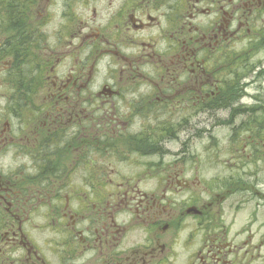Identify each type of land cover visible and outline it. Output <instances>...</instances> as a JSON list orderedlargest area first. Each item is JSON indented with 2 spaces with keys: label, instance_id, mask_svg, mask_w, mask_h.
Listing matches in <instances>:
<instances>
[{
  "label": "flooded vegetation",
  "instance_id": "obj_1",
  "mask_svg": "<svg viewBox=\"0 0 264 264\" xmlns=\"http://www.w3.org/2000/svg\"><path fill=\"white\" fill-rule=\"evenodd\" d=\"M261 78L264 0H0V264H262Z\"/></svg>",
  "mask_w": 264,
  "mask_h": 264
},
{
  "label": "rangeland",
  "instance_id": "obj_2",
  "mask_svg": "<svg viewBox=\"0 0 264 264\" xmlns=\"http://www.w3.org/2000/svg\"><path fill=\"white\" fill-rule=\"evenodd\" d=\"M256 56L262 57V55L260 54L259 55L256 54ZM261 79H262L261 85L264 88V80L263 78ZM262 101H263V98H262ZM263 104H264V101H263ZM257 118L259 119V129L257 131L259 130L262 131V134L261 135L258 134V136L263 138L262 145L259 147L261 148V153L263 154V157L261 158H264V111L260 115H257ZM234 124L237 127L236 135L247 133V134L253 135L252 137H254L255 135L253 134L254 131L251 129L249 121L246 117L236 118V121ZM219 128L221 130H216L211 135L212 138H214V134L218 136V138H214V144L212 145L203 144L201 142V141H204L205 143L208 139H210L207 135L211 134L215 130V129L212 130L211 128L208 129L206 134H202L201 136H199L197 140L199 143V145H196L198 151L196 149L195 150L199 153V155L202 154V158H206L207 156L203 154L207 155V153H208V156H213L214 154V157H215V159L211 160V164L204 166L203 169L213 174H216L215 176H217V173H219L225 167L230 170L228 173H231L232 175H238L240 177L243 175V172H246V174L248 175L246 177V183L254 184L256 182V184H258L260 187V190L259 189L258 190L264 193V160L262 162H260L259 160L258 161L238 160L236 157L230 156L229 154H233V153L237 154V153L235 150H233L230 147V144L228 143L227 137L229 136V132L226 130L224 125L220 126ZM239 139H241L242 141L240 145L241 147L243 144V140L247 138L244 135H242L239 137ZM240 147L238 146L237 148L240 149ZM255 203L256 201L254 200L253 202H248L245 205V210H246L245 216L246 217H248L252 213V210L255 209ZM258 214L261 215L262 220L264 222V205L258 209ZM242 216L243 214L239 215L236 218L237 220L236 228H238L239 226H242L245 223V220L243 219L245 218V216L243 218ZM245 224L247 225V223ZM262 231H264V229ZM36 238H38L37 235H36ZM262 255L264 257V248L262 250ZM262 264H264V262Z\"/></svg>",
  "mask_w": 264,
  "mask_h": 264
}]
</instances>
